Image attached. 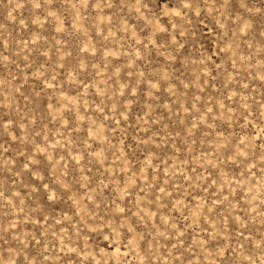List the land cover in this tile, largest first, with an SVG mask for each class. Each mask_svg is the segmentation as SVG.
Segmentation results:
<instances>
[{
	"label": "rangeland",
	"instance_id": "obj_1",
	"mask_svg": "<svg viewBox=\"0 0 264 264\" xmlns=\"http://www.w3.org/2000/svg\"><path fill=\"white\" fill-rule=\"evenodd\" d=\"M0 264H264V0H0Z\"/></svg>",
	"mask_w": 264,
	"mask_h": 264
}]
</instances>
